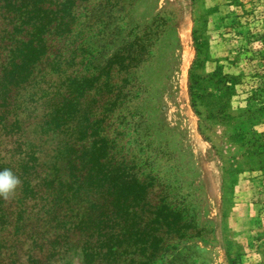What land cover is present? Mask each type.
<instances>
[{"label": "rangeland", "instance_id": "obj_1", "mask_svg": "<svg viewBox=\"0 0 264 264\" xmlns=\"http://www.w3.org/2000/svg\"><path fill=\"white\" fill-rule=\"evenodd\" d=\"M79 16L108 168L168 208L164 249L126 247L124 264H264V0H88Z\"/></svg>", "mask_w": 264, "mask_h": 264}, {"label": "trees", "instance_id": "obj_2", "mask_svg": "<svg viewBox=\"0 0 264 264\" xmlns=\"http://www.w3.org/2000/svg\"><path fill=\"white\" fill-rule=\"evenodd\" d=\"M87 3L0 0V171L22 182L0 197V264H124L126 247L148 261L167 244L168 208L152 211L149 185L105 160L102 84L74 39Z\"/></svg>", "mask_w": 264, "mask_h": 264}, {"label": "clouds", "instance_id": "obj_3", "mask_svg": "<svg viewBox=\"0 0 264 264\" xmlns=\"http://www.w3.org/2000/svg\"><path fill=\"white\" fill-rule=\"evenodd\" d=\"M21 183L20 178L11 169H3L0 171V197L7 200L16 193Z\"/></svg>", "mask_w": 264, "mask_h": 264}]
</instances>
